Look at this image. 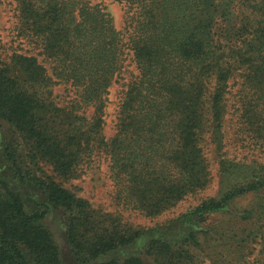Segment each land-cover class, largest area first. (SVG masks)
Masks as SVG:
<instances>
[{
  "label": "trees",
  "instance_id": "1",
  "mask_svg": "<svg viewBox=\"0 0 264 264\" xmlns=\"http://www.w3.org/2000/svg\"><path fill=\"white\" fill-rule=\"evenodd\" d=\"M15 1L19 34L43 49L52 77L33 57L0 61V264H69L44 221L52 209L65 216L75 264H264V0ZM127 57L135 72L107 138L108 95ZM60 83L77 90L70 106L52 99ZM100 152L116 202L148 217L209 189L206 155L219 189L142 232L35 163L68 177Z\"/></svg>",
  "mask_w": 264,
  "mask_h": 264
},
{
  "label": "rangeland",
  "instance_id": "2",
  "mask_svg": "<svg viewBox=\"0 0 264 264\" xmlns=\"http://www.w3.org/2000/svg\"><path fill=\"white\" fill-rule=\"evenodd\" d=\"M109 11L115 17L116 25L120 29H124V11L122 7L109 1ZM17 25H19V10L15 0H0V61L8 62L13 55H24L27 57L36 58L37 63L41 65L48 77H52V68L47 60L43 49L37 44L30 42L24 36L19 34ZM135 72V66L131 63V58H126L124 61L120 77L116 83H113L108 95V106L106 109V124L104 134L107 138L114 134L116 122L117 102L119 100L123 87L131 74ZM52 99L59 106H70L78 100L77 90L71 85L58 84L52 87ZM80 114V108H77ZM91 113V112H89ZM4 123L0 122V154L4 144ZM243 157L244 155H231ZM210 165L211 174L214 180L205 192L196 195H189L183 201H180L176 206L165 211L157 217H148L144 213L124 208L122 204L116 202L114 198V187L109 170V159L107 155L100 152L95 156L94 161L82 166L80 173V164L76 172L67 177L55 170L54 166L47 160L38 157L35 163L38 164V173L45 178H50L71 195L77 199L86 200L91 209L101 215L115 219L122 227L133 229L135 231H146L154 228L157 225L165 224L171 219L176 218L180 214L195 207L201 200L206 197L215 195L219 189V166L215 161V155H206ZM31 162L29 159L27 160ZM45 224L53 234L54 240L58 244L62 256L69 264L72 261L67 258V246L65 243L66 223L64 214L57 209H52L45 218ZM145 243V239H139L138 247Z\"/></svg>",
  "mask_w": 264,
  "mask_h": 264
}]
</instances>
